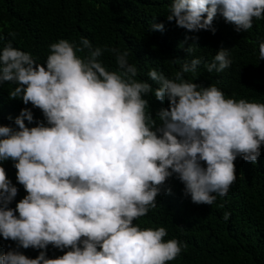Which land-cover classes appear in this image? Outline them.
Returning <instances> with one entry per match:
<instances>
[{"label":"clouds","instance_id":"obj_1","mask_svg":"<svg viewBox=\"0 0 264 264\" xmlns=\"http://www.w3.org/2000/svg\"><path fill=\"white\" fill-rule=\"evenodd\" d=\"M218 13L237 32L247 31L254 19H264V0H171L166 18L189 31L215 33ZM152 28L162 31L163 24ZM193 50L186 49L189 55ZM106 51L114 54L116 71L100 60ZM128 55L93 47L84 37L79 45L51 43L43 64L10 41L0 49V84L15 85L9 98L31 103L44 117L26 126L34 117L25 107L16 127L0 125V162H13L26 191L15 209L9 207L18 189L0 166V236L42 250L34 259L9 250L0 264H167L180 255L181 243L164 240V227L140 228L133 221L154 209L176 178L192 203L211 206L235 182L238 156L257 162L264 103L226 98L215 85L185 79L189 73L195 78L202 63L208 73L229 68L228 49L216 51L211 62L195 57L181 63L171 78L148 71L155 89L136 78ZM258 60H264V42ZM150 93L168 101L155 113L158 120L148 111ZM49 245L69 250L46 258Z\"/></svg>","mask_w":264,"mask_h":264},{"label":"trees","instance_id":"obj_2","mask_svg":"<svg viewBox=\"0 0 264 264\" xmlns=\"http://www.w3.org/2000/svg\"><path fill=\"white\" fill-rule=\"evenodd\" d=\"M170 4L171 0H0V49L10 41L13 47L31 53L43 64L51 43L65 39L79 45L84 37L93 47L127 50L128 62L138 68L136 78L155 89L158 85L147 77L148 71L154 69L171 78L181 63L195 57L211 62L216 51L224 48L232 60L229 68L208 73L202 63L195 78L189 73L185 79H194L204 87L215 85L226 98L264 103V60H258L259 43L264 42V19H254L251 29L237 32L235 25L218 13L212 22L215 33L189 31L167 20ZM154 24H163V30L152 28ZM10 32L16 36L13 38ZM189 46L194 49L191 55L186 51ZM100 60L109 71L117 70L111 52H104ZM14 87L10 82L0 84V125L16 127L14 120L25 107L34 117L31 124L25 120L26 126L44 122L40 109L31 103L24 105L19 98H9ZM145 98L149 101L148 111L158 120L155 113L168 107L167 99L158 101L151 93ZM234 164L235 182L211 206L192 203L183 192V183L176 178L170 191L162 189L156 197V207L133 221L140 228L164 227V240L181 243L180 255L167 264H264V144L255 164L239 156ZM0 166L18 189L8 205L15 209L26 191L17 182L11 160L0 162ZM225 213H230L227 221ZM9 250L30 259L42 251L18 247L17 242L0 236V254ZM68 250L49 245L43 251L46 258H56Z\"/></svg>","mask_w":264,"mask_h":264}]
</instances>
